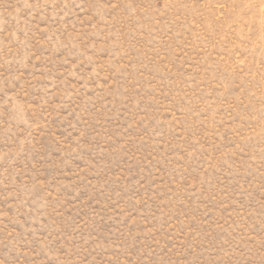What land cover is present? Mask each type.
Returning <instances> with one entry per match:
<instances>
[{"label": "rangeland", "instance_id": "374dc122", "mask_svg": "<svg viewBox=\"0 0 264 264\" xmlns=\"http://www.w3.org/2000/svg\"><path fill=\"white\" fill-rule=\"evenodd\" d=\"M0 264H264V0H0Z\"/></svg>", "mask_w": 264, "mask_h": 264}]
</instances>
